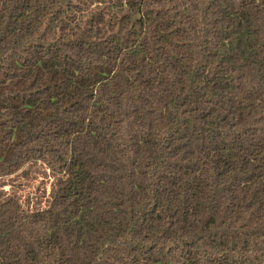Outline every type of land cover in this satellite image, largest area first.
I'll use <instances>...</instances> for the list:
<instances>
[{
  "label": "trees",
  "instance_id": "obj_1",
  "mask_svg": "<svg viewBox=\"0 0 264 264\" xmlns=\"http://www.w3.org/2000/svg\"><path fill=\"white\" fill-rule=\"evenodd\" d=\"M0 264H264V0H0Z\"/></svg>",
  "mask_w": 264,
  "mask_h": 264
},
{
  "label": "rangeland",
  "instance_id": "obj_2",
  "mask_svg": "<svg viewBox=\"0 0 264 264\" xmlns=\"http://www.w3.org/2000/svg\"><path fill=\"white\" fill-rule=\"evenodd\" d=\"M46 174L45 171H36L28 179L21 180L20 185L23 188L19 189V193L22 194L23 198L27 197L33 202L34 197L41 195L43 188L46 189V192L48 191L50 180L45 176Z\"/></svg>",
  "mask_w": 264,
  "mask_h": 264
}]
</instances>
